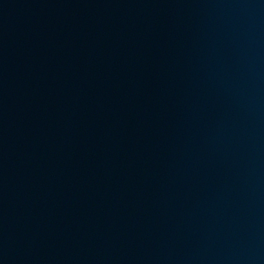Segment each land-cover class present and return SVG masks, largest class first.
Returning a JSON list of instances; mask_svg holds the SVG:
<instances>
[{"label": "water", "instance_id": "95a60500", "mask_svg": "<svg viewBox=\"0 0 264 264\" xmlns=\"http://www.w3.org/2000/svg\"><path fill=\"white\" fill-rule=\"evenodd\" d=\"M71 250L264 264V0H0V264Z\"/></svg>", "mask_w": 264, "mask_h": 264}, {"label": "bare ground", "instance_id": "6f19581e", "mask_svg": "<svg viewBox=\"0 0 264 264\" xmlns=\"http://www.w3.org/2000/svg\"><path fill=\"white\" fill-rule=\"evenodd\" d=\"M65 1H67V0H59L60 3H64ZM78 3H79V1H77V2L75 1L72 4V7H75L77 9H81L82 6H80ZM82 4H84V2ZM102 11H103L102 14H104V17L107 18V19H105V21L106 20L107 21H111L112 23L117 25L116 27H120L121 22H119V21L117 22L116 19H111L110 18V13L107 12V11L105 12V9H102ZM129 12L133 16L132 18H135L136 20L140 21L141 23H143L144 21H148L149 20V14L147 13L146 9L142 8L139 5H135V7L132 8L131 11H129ZM73 13H75V12H73ZM250 14H253V12H251ZM113 15H116V13H114ZM244 25L251 26L252 23L245 21ZM167 51H168V54L174 55L178 50L175 49V48H170V49H167ZM90 154L93 155V156H98V155L101 154V152L98 151V153H97V152H93V151L90 150ZM221 239L222 238L220 236V243H223L224 241L221 240ZM57 241L60 244V246H63V248L66 247V245L64 244V242H66V239H62L60 237ZM256 243L257 242L250 243L251 247H255V245H257ZM64 249H66V248H64ZM71 252H72L73 255H76V256L80 257L79 259H77V264H93V262L90 261V259H93V257L91 256V254L89 252H86V250H82L80 253L76 252L75 250L74 251L71 250ZM224 254H225L224 256L227 257V258H233V260H231L232 264H244V262H243L244 258H243L242 253L240 251H226V252H224ZM228 261H230V260H228ZM246 264H253V263L247 261Z\"/></svg>", "mask_w": 264, "mask_h": 264}]
</instances>
